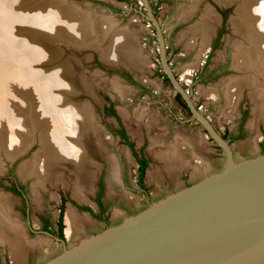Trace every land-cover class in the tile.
I'll return each mask as SVG.
<instances>
[{"label": "rangeland", "instance_id": "1", "mask_svg": "<svg viewBox=\"0 0 264 264\" xmlns=\"http://www.w3.org/2000/svg\"><path fill=\"white\" fill-rule=\"evenodd\" d=\"M0 1L5 9L11 10L15 15L17 13L28 14V16L41 15L43 11L48 10L44 7L47 8L50 2L64 1L65 6L70 10L67 13L70 15L68 20L71 22H74L73 20L82 13L96 19L112 18L111 20L117 23V30L123 33L129 31L135 36L137 57L146 62L142 70H137L122 60L120 62L118 58L106 57L100 43L102 41L100 34L98 35V30H95L94 26H92L94 34L90 33L87 38L75 40L74 34H70L62 42H52L55 47L59 44L63 48L60 52L61 60L73 57L79 61L76 64L81 65L83 70L81 73L87 80L80 79L78 73L75 76V72L71 83L60 78L57 82L58 87L53 90V93L57 95V101H60L58 106L60 108L61 105L68 106L74 100L79 101L80 105H85L89 109H87L88 115L92 114L90 122L96 127L95 132L92 133V141L94 139L100 141L99 145L93 142L90 145L93 179L91 189L84 190L82 197L75 193V181L72 176L78 157L64 162L55 182L45 179L47 174L42 171L41 176L44 175L41 178L45 181L44 184L40 183L37 186L35 175L23 174V166L44 153L41 139L49 136L50 129L47 123L40 124L38 121V114H40L38 112L41 110L35 111L38 99L31 83L11 76L4 92L0 91V106H4L8 110L7 113L14 118V120H7V116H4L2 110L0 111V161L2 163L0 196L9 198L11 221L22 229L23 237L26 236L24 239L35 242L33 245H28L23 255L17 260L7 241L0 240V264H41L63 250V243L60 240L40 231V216L48 215L56 219L61 207L62 195L66 197L65 235L66 243L70 245L108 225L121 221L127 215L141 210L165 194L191 184L223 167V150L208 137L200 122L189 119L191 114L177 102L174 87L162 77L163 68L157 34L153 25L143 14L146 13L143 0L127 2L26 0L22 4L20 0ZM150 1L164 26L169 60L177 77L187 90L192 92L194 101L216 128L221 132L230 130L237 158L264 151L261 150V144H264V111H260L251 93L256 90V87L245 86L241 90L234 87L233 94L230 96L227 94L228 85L245 75L234 66V62L236 45L246 40L232 24V19L239 15L238 7L244 0H235L230 3H222L218 0H198L195 3L190 0ZM183 10L193 11L192 15L186 20H178ZM211 10L218 20L206 49L199 57L200 46L186 48L181 33L203 16L210 14ZM105 12L107 13L104 14ZM67 13L63 12V15L66 16ZM91 22L93 24V19ZM85 25L88 26V23ZM77 29H81L80 24L77 25ZM12 30L8 34L14 40L19 41V36H23L22 38L26 37L32 46L43 45L50 40L45 34L33 29L22 28L16 34ZM221 31L223 34L220 43L214 48L217 33ZM51 36H54L55 40L60 37L59 35ZM57 62L55 63L58 64ZM54 64L48 67L55 69ZM22 68L28 71L50 72L49 68L46 70L42 66H33L31 62ZM22 68L20 70L16 68L15 73L20 74ZM57 69L61 72L59 67L55 71L58 72ZM127 73L134 77L140 87L124 78V74L127 75ZM61 75L65 76L64 73ZM81 81L85 83L88 91L92 92L79 93L83 87L85 88L81 86ZM74 82L76 91L72 101L68 99V94L73 92ZM115 84L125 90L123 95L115 89ZM260 84L259 86L264 88L263 83ZM110 103L119 112L136 147L140 149L143 146L151 157V165L145 177V188L137 183V163L130 148L118 135V120L105 112V107ZM245 110L248 114L242 122V114ZM29 141L32 142L23 153L13 159L7 157L6 144L17 146L21 143L27 144ZM176 146L180 149L182 159L180 158L179 164L170 170L171 158L167 159L169 158L167 156L175 150ZM115 167L119 169V177L115 176ZM13 180L21 181L26 186V200L30 207V213L27 216L21 211L25 201L4 186L9 185ZM100 181H103L105 186L103 201L107 206L104 214L106 220L97 219L92 212L84 209L89 206L95 213H99L95 197ZM70 211L77 215V223L70 229H73L72 231H69L67 222ZM43 239L45 243L43 246L39 245Z\"/></svg>", "mask_w": 264, "mask_h": 264}, {"label": "water", "instance_id": "2", "mask_svg": "<svg viewBox=\"0 0 264 264\" xmlns=\"http://www.w3.org/2000/svg\"><path fill=\"white\" fill-rule=\"evenodd\" d=\"M143 2V14L157 34L162 68L189 107V119L199 121L223 150V167L70 245L57 237L63 250L41 264H264V151L237 158L230 139L197 106L192 92L177 77L164 26L151 1ZM53 41L59 39L48 42L53 45ZM56 47L61 64L56 68L68 65L83 79L79 61L73 57L61 60L63 48ZM81 91L92 92L86 86Z\"/></svg>", "mask_w": 264, "mask_h": 264}, {"label": "bare ground", "instance_id": "3", "mask_svg": "<svg viewBox=\"0 0 264 264\" xmlns=\"http://www.w3.org/2000/svg\"><path fill=\"white\" fill-rule=\"evenodd\" d=\"M190 1L193 3L198 2V0ZM218 1L230 3L235 0ZM20 2L22 4L26 2V0H20ZM65 5L64 1L57 3L50 2L47 8L46 6L44 7L48 10L46 12L43 11V14H30L28 16V14H13L11 10L5 9L3 3L0 1V91H2V93L4 92V89L7 87L6 83L12 78L11 76L20 78L24 82L31 83L36 90V98L38 99V106L35 111L41 110L38 112L41 114H38V121L40 124L43 122L47 123L50 129L49 136H45L41 139L44 153H42L40 157H34L32 161L27 162L23 166V170L21 169L23 174L35 175L37 177V186L40 183L44 184L45 179L55 182L60 167H62L64 162L73 157H78L72 176L75 181V193L82 197L84 190L91 189L93 179V170L91 167L93 158L91 157L90 145L92 142L99 145L100 141L97 139L92 141V133L95 132L96 127L90 122L92 121V114L88 115V108L84 105L85 109L84 106L80 105L79 101L76 100L72 102L73 104L71 103L65 107L61 105L62 107L60 108V106H58L60 101H57V95L53 93V90L58 87L57 82H59L60 78L66 79L68 83L72 82L74 70L68 65L67 67L64 65L63 68H61V72L59 69H57L59 70L58 72L55 71L56 67L61 65L58 62V64L55 63L59 61V55L54 51L57 47L49 43L43 44L44 46H32L30 44L31 42L26 37L22 38L23 36H19V41L14 40L9 35L10 30L13 29L16 34L19 33L22 28H29L38 31V33L45 34L47 38L51 37V39H55V37L51 35H59V41H63L66 40L70 34H74L78 39L87 38L90 36V33L94 34V29L92 28V26H94L96 28L95 30H98V35L100 34L102 40L100 43L103 46L104 55L106 57L118 58L119 61L122 60L124 63L130 64L137 70H142L146 62L137 57L135 36L129 31H124L123 33L117 30V23L111 20L112 18L109 17L110 19H108V17H102V19H96L91 15L89 17V15L85 16L86 14L82 13L77 16L76 20H73L74 22H71L68 20L70 15L67 13L70 10ZM39 6H41V4ZM238 8L239 15L232 19V24L234 29L243 36L246 42H240V44L236 45L234 66L243 71L245 75L235 79L231 85H228V93H226L228 96L232 95L234 87H237V90H241L245 86L256 87V90L254 92L251 91V93L262 112L264 111V88L260 87L259 84L262 82L264 85V0H244ZM63 12L68 15H63ZM192 12L191 10L181 12L179 16L180 19L178 20L188 19L192 15ZM92 19L93 24L91 22ZM217 20L218 17L215 16L214 12L211 10L210 14L203 16L198 22L183 31L181 35L182 39L185 40V47L189 49L199 45L200 51L198 56L200 57V54L206 49L215 31ZM87 23L88 26L85 25ZM79 24L81 25V29L78 30L77 25ZM29 62H31L33 66H42V68L46 70L48 68L50 69V67H48L49 65L52 66V64L55 63L54 65L56 66L55 69H50V72L45 70L41 72V70L28 71L27 69H23L22 67ZM18 67H20V69L22 68L20 74L18 72L15 73L17 70H20ZM7 69L9 71H7ZM37 69L40 68L37 67ZM61 73H64L65 76L61 75ZM73 85V92L68 94V99L72 101L76 91L75 82ZM115 89L122 95L123 92H125L118 84H115ZM81 106H83L84 109ZM1 110L4 116H7V120H14V118L7 113L8 110H6L4 106H0V111ZM46 120H48V122H46ZM31 142L29 141L27 144L21 143L17 146H11L9 143L6 144L7 157L9 156L10 159L15 158L18 154L23 153ZM167 157H169L167 159L171 158L169 162L171 165L169 169L171 170L180 162V149H177L176 146L175 150H172ZM0 168H2L1 161ZM42 171L47 174L45 179L41 178L44 175L41 176ZM114 173L116 177H119L120 172L118 167H115ZM10 212L9 198L0 196V240L7 241L12 249V254L19 260L27 246L33 245L35 242L32 243L28 239H24L26 236L23 237L21 233L22 229L18 227L19 225L16 226L15 223L11 221ZM76 216L74 212H68L67 222L69 224V231H72L73 229H70L77 223ZM43 240H41L39 245L43 246L45 243V240Z\"/></svg>", "mask_w": 264, "mask_h": 264}, {"label": "flooded vegetation", "instance_id": "4", "mask_svg": "<svg viewBox=\"0 0 264 264\" xmlns=\"http://www.w3.org/2000/svg\"><path fill=\"white\" fill-rule=\"evenodd\" d=\"M119 1V0H118ZM127 2V1H126ZM152 4V3H151ZM152 6H153V4H152ZM225 14V13H224ZM157 15V14H156ZM220 20H221V18H220ZM219 20V21H220ZM222 31L221 32H218L217 33V36H216V39H215V42H214V44H213V47L215 48V47H217L218 45H219V43H220V39L222 38ZM208 62H206V64H207ZM122 73V72H121ZM163 73H165L164 72V70H163ZM162 77H163V79H164V76L162 75ZM124 78L125 79H127L129 82H131V83H133V84H135L137 87H140L139 86V84H138V82L134 79V77L132 76V75H130L129 73H127V75L126 74H124ZM170 83H171V81H170ZM171 85H172V83H171ZM172 87H173V85H172ZM185 87V86H184ZM186 88V87H185ZM144 90H146V89H144ZM177 93H179V92H177ZM177 93H175V98H176V95H177ZM182 96V95H181ZM183 98V97H182ZM176 100H177V98H176ZM185 101V100H184ZM177 102L181 105V106H183L178 100H177ZM186 103V102H185ZM196 103V102H195ZM197 104V103H196ZM113 107V109L115 110V114H111L110 113V108L109 107ZM198 106V105H197ZM199 107V106H198ZM189 108V107H188ZM200 108V107H199ZM188 111L190 112V114H191V111H190V109H188ZM105 112L106 113H108L109 115H111V116H114L115 117V119H117L118 120V122H119V128H118V130H117V132H118V135L120 136V138L127 144V146L130 148V150H131V152H132V154H133V156H134V159H135V161H136V163H137V183H138V185L139 186H141L140 184H139V182H138V178H139V167H140V160L141 159H143V160H147V162H148V167H147V169H146V172H145V177H146V175H147V172H148V169H149V167H150V165H151V157H150V155H148L147 153H146V151H145V148L142 146V147H140V149H138L137 147H136V145H135V143L132 141V139L130 138V136H129V133H128V130H127V128H126V126H125V124L123 123V121L121 120V117H120V115L118 114L119 112H117V110H116V108H115V106L114 105H112V103H110L107 107H105ZM247 111L245 110V111H243V114H242V122H243V120L247 117ZM192 115V114H191ZM197 121V120H196ZM199 122V121H198ZM241 122V123H242ZM206 131V130H205ZM123 132L125 133V136L123 135ZM221 132V131H220ZM221 134L222 135H225L226 136V138L227 139H230V141H231V143H232V140H233V137H232V134H231V132H230V130H227V131H223V132H221ZM211 139V138H210ZM212 140V139H211ZM130 142H132L133 144H134V146L132 147L131 146V144H130ZM264 144L262 143L261 144V150H264V146H263ZM1 184V183H0ZM4 185V184H3ZM2 185V186H3ZM6 188H8L11 192H13L15 195H17V196H19V197H21L25 202H24V205H22V207H21V211L23 212V214L24 215H29V213H30V207H29V204L27 203V200H26V186H25V184L23 183V182H21V181H17V180H13L9 185H4ZM142 188H145V179H144V184H143V186H141ZM104 189H105V186H104V183H103V181H100V187H99V190H98V192H97V195H96V202H97V204H98V206H99V213H95L94 212V210H93V208L92 207H90L91 208V210H90V212H92V214H94L95 216H96V218L97 219H104V220H106L105 218H104V214H105V212H106V208H107V206H106V204L104 203V201H103V196H104ZM100 195H102L101 196V198H100V200H99V196ZM65 203H66V197L65 196H61V207H60V209H59V214H58V216H57V218L56 219H53V217H50V216H48V215H41L40 216V221H41V227H40V231L41 232H44V233H47L48 235H50L49 233H51V235L50 236H52L53 238H56L57 239V237H60V238H64V239H66V235H65V210H64V218H63V223H64V228L62 229V231H61V227H60V222H59V216H60V213H61V209H62V207H64V205H65ZM87 207V206H86ZM89 207V206H88ZM102 209H105L104 210V212H102ZM89 211V210H88ZM62 232V233H61ZM61 234H63V236H61Z\"/></svg>", "mask_w": 264, "mask_h": 264}, {"label": "trees", "instance_id": "5", "mask_svg": "<svg viewBox=\"0 0 264 264\" xmlns=\"http://www.w3.org/2000/svg\"><path fill=\"white\" fill-rule=\"evenodd\" d=\"M119 1H129V0H119ZM162 74L164 76V79L167 82L170 83V79L168 78V76L166 75V73H162ZM176 98L183 105V107H185L187 110L189 109L180 93H177ZM109 108H110V113L111 114H115L116 113L112 106L109 107ZM123 135L125 136V133L124 132H123ZM223 136L226 138L225 135H223ZM130 144H131L132 147L134 146V144L132 142H130ZM139 162H140V167H139V178H138V182H139V184L141 186H143L144 179H145V172H146V169L148 167V162H147V160H143V159H141ZM101 196L102 195L99 196V200H100ZM84 209L85 210H89V211L91 210L90 207H84ZM104 210L105 209H102V212H104ZM63 218H64V207H62L61 213H60V216H59V222H60L61 231L64 228ZM61 236H63V234H61Z\"/></svg>", "mask_w": 264, "mask_h": 264}]
</instances>
